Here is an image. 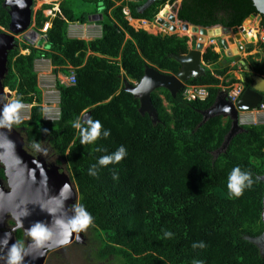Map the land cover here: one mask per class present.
Segmentation results:
<instances>
[{
  "label": "trees",
  "instance_id": "1",
  "mask_svg": "<svg viewBox=\"0 0 264 264\" xmlns=\"http://www.w3.org/2000/svg\"><path fill=\"white\" fill-rule=\"evenodd\" d=\"M66 1L58 2L44 32L41 29L51 18L44 10L52 5L43 3L35 11L32 7L31 23L45 42L41 46L16 39L3 85L15 92V98L33 105L29 119L14 126L24 137L25 149L38 155L30 147L36 140L47 149V156H42L49 162L66 164L78 192L77 205L83 204L93 216L86 229L96 242L95 257L113 256L115 264H264V123L242 125L244 129L218 152L231 120L215 115L203 121L202 114L218 91L240 81L230 72L236 65H220L223 53L207 48L202 55L205 73L187 84L206 85L209 96L187 101L182 91L173 98L168 90L157 88L151 93L159 119L155 123L140 113L139 99L124 90V79L138 82L147 65L177 73L180 64L170 54L187 53L189 37L136 29L123 8L128 7L132 18L154 21L166 3L176 0H81L91 7L80 15ZM3 3L0 0V32L8 30L10 22L9 8ZM94 13L102 14L96 21L101 36L68 35L69 23H87ZM252 13H258L252 0H181L177 17L195 26L220 25L227 31ZM260 28L264 31V15ZM187 31L190 27L183 30ZM257 46L258 53L245 57L250 70L240 67L244 89L251 87L252 76H264V42ZM40 57L50 61L56 76L68 75L70 68L75 73L73 84L56 80L60 115L54 121L43 116L35 69ZM86 111L101 122L102 130L111 131L108 138L80 143L79 130L72 124ZM120 145L126 147L127 156L119 164L98 167L96 176L88 175L100 156ZM98 147L105 151H96ZM236 166L250 171L254 181L239 198L230 197L227 190L228 174ZM0 178H4L2 166ZM165 232L173 235L167 238ZM22 233L18 230L17 236ZM201 241L205 248L192 247Z\"/></svg>",
  "mask_w": 264,
  "mask_h": 264
},
{
  "label": "water",
  "instance_id": "2",
  "mask_svg": "<svg viewBox=\"0 0 264 264\" xmlns=\"http://www.w3.org/2000/svg\"><path fill=\"white\" fill-rule=\"evenodd\" d=\"M252 1L258 13L250 14L241 25L234 26L227 31L220 25L203 27L179 20L177 17L179 5L177 4L176 6L165 8L157 15L155 20L165 28L162 32L163 36L176 33V30L183 31L190 27L191 33L189 35L194 41V45L193 47L190 46L189 51L185 54H170L180 64L175 74L162 72L153 66L147 65L143 76L138 82H130L124 79V90L139 99V111L141 114H148L153 122H158V113L152 103L151 93L157 88H164L175 98L190 78L199 77L205 73L202 55L208 48L209 39H216L224 50L225 57L220 60V65L223 63L229 65L231 63L227 60L229 58L232 59V64L239 63L250 70L239 50V44H242L245 49L255 47L257 37L256 35L248 36L247 29L250 28L249 24L255 19V29L258 32L261 17L264 15V0ZM33 3L34 0H4L3 3L4 6L9 8L10 22L8 31L0 32V106L8 102L7 98L10 94L3 85V79L8 72V54L16 45L17 35L23 34L24 38L35 42L40 37V33L32 27L31 23ZM88 19L92 22L99 21L102 19V14L94 13ZM146 76L151 78L152 83L150 87L143 82V78ZM252 79L253 83L251 87L244 89L236 103L228 100L227 92L221 89L218 91L213 104L202 111L203 121L215 115L228 117L231 120L230 130L226 134L224 142L218 149V152L223 151L232 137L244 129L239 122V111L254 109L263 99L264 76L254 75ZM137 89H140V91L138 92ZM144 89H147V91ZM85 114L90 116V111H86L82 117ZM0 131L6 132L8 138L15 143L16 154L21 158L27 168L30 169L29 176L33 180H37L38 182L44 174L47 177L46 186L42 181L38 185L30 184L26 182L23 176H12L11 161L8 162L7 168L2 166L4 178H0V236L6 233L2 231V228L5 226V220L8 217L13 219V214L16 212L17 206L22 200L40 201L47 209H55L61 214H71L73 205L78 204V192L67 170L60 169V166L55 163H49L40 154L33 155L28 152L24 147V137L15 127L10 132L2 129ZM2 156L3 152H0V157ZM262 180L264 182V176ZM3 182L5 183L3 184ZM64 184L70 186L71 198L64 203L61 209L58 198L55 195L59 193ZM30 207L32 206L30 205ZM261 218L264 223V193L262 197ZM39 220L48 222L50 217L38 208L32 207V214L25 219L24 227L27 228L31 223ZM68 238L70 243H82L86 237L83 231H80L79 233L72 232ZM11 240H14L13 234ZM261 241L264 244V231L261 236ZM64 246L66 245L59 246L56 243H50L45 248L39 250L30 249L31 255L25 257V264H44L47 254Z\"/></svg>",
  "mask_w": 264,
  "mask_h": 264
},
{
  "label": "clouds",
  "instance_id": "3",
  "mask_svg": "<svg viewBox=\"0 0 264 264\" xmlns=\"http://www.w3.org/2000/svg\"><path fill=\"white\" fill-rule=\"evenodd\" d=\"M51 12L55 15L54 10H51ZM47 16L51 17L47 21L51 26V19L53 16H51V14ZM42 29L41 31H43ZM20 35L22 36V38L18 37ZM16 39L28 40L23 37V34L17 35ZM29 42L34 44L33 40ZM209 47L210 46H208V48ZM211 47L213 48V46ZM220 49L223 50L221 45ZM253 49L254 47L252 48V50ZM245 50L247 52L248 49L244 48V50L242 51L245 52ZM242 51L240 50V52ZM236 65H239V63H237ZM143 82L146 83L149 87L152 83L151 78L147 76L143 78ZM144 90L147 91V89ZM137 91L139 92L140 89H137ZM8 92L10 93L9 89ZM23 108L24 103L20 96L11 99L7 103H3L2 106H0V129L10 132L14 128V126L22 124L23 120L20 113ZM72 127L79 130V139L81 144H94L97 139L108 138L111 135V131L109 129L102 130V124L99 120H95L87 114L75 120L72 124ZM30 147L36 154L47 156V149L42 145L41 142L34 140L30 144ZM95 150L98 152L105 151L104 149L99 147ZM0 152H3V156L0 157V166H4L5 168H7L8 162L11 161V174L13 177L23 176L25 177L26 182L30 184L38 185L39 182L42 181L45 186L47 185V177L45 174L41 176L38 182L37 180H33L32 177L29 176L30 169L27 168L21 158L16 154L15 143L8 138V135L4 131H0ZM126 156V147L124 145H120L114 152L100 156L96 164H93L89 167L88 175L96 176L98 167H107L110 164H119L120 161L123 160ZM57 165L60 166V169H65L62 165ZM112 174L114 180L119 178L118 173L115 169L112 170ZM253 183L254 181L252 178V173L250 171H243L239 166H236L232 168L227 177L228 194L230 197L239 198L243 194L245 189H250L252 187ZM55 197L58 198L59 207L62 209L64 203L69 198H71L70 186L64 184L59 193L55 195ZM30 205L32 207L38 208L41 212L48 215L50 217V220L48 222L42 220L35 221L31 223L29 227L25 228L24 221L32 214V207H30ZM13 219L15 220V227L11 231L6 232L2 236H0V250L6 249L5 254L3 256H0V261H2L3 264H25V257L31 255L30 249L39 250L45 248L50 243H56L59 246L67 245L70 243L68 237L72 232L79 233L93 223V216L83 204L73 205L71 214H61L55 209H47L40 201L33 200H22L18 204L16 212L13 214ZM21 229L27 237V243L23 239H17L10 244L9 241L12 239V231ZM164 235L165 237L170 238L173 234L171 232H165ZM192 247L203 249L206 247V245L203 241H201L197 244H193ZM193 264H203V262L194 261Z\"/></svg>",
  "mask_w": 264,
  "mask_h": 264
},
{
  "label": "built area",
  "instance_id": "4",
  "mask_svg": "<svg viewBox=\"0 0 264 264\" xmlns=\"http://www.w3.org/2000/svg\"><path fill=\"white\" fill-rule=\"evenodd\" d=\"M49 12H50L49 14L53 15V13L51 11H49ZM123 13L127 17L128 21L132 19L131 15H130V11H129L127 6H125L123 8ZM138 22L141 24L140 26H145L149 23V21L146 19H139ZM49 26H50L49 22L45 23L42 30L46 31V29ZM96 26L99 27V34L96 36H93L91 38L101 36V33H102L101 26L99 24H97L96 22H93L92 24H88L87 27H89L90 29L93 30V29H95ZM82 27H83V24H80V23L78 24L77 22H73L71 25L68 26V35L70 37L81 38L80 35L83 33ZM91 38H88V39H91ZM81 39H83V38H81ZM208 46H210V47L213 46V49L216 50L214 47V46H216V43L214 40L210 39L208 42ZM239 48L241 51L244 50V47L242 44H239ZM40 58H45V57H40ZM40 58H38V59H40ZM35 64H36V62H35ZM41 69L42 68H40V71H39L38 85L42 90L43 89L45 90V88H46V90H45L46 94L44 96L45 99L43 98V95H42V103H41V106L43 108V116L47 120L54 121V120L59 119V115H60V112H59L60 111V109H59L60 97H59V91L56 88V80L59 79L60 83H63L66 85L73 84V83H75V73H74L73 69L70 68L71 70H70L68 75H60L58 77V75L56 76L54 74L56 76V79L54 80L55 81L54 87H50V86L46 85L45 83L49 82V80H51V79H50V77L46 76L45 71L43 73V70H41ZM43 81H45V82L43 84H40ZM40 85H42V87ZM222 89L227 92V99L233 103H236V101L238 100V98L240 97L242 92L244 91V84H243V81L237 82V83H234L233 85H231L227 88L223 87ZM53 91L56 92L57 95L55 98H57V99H55L53 94L51 93ZM181 91H182V96L187 101L205 100L209 96L208 87L206 85H202V84H187L186 83L184 85V87L181 89ZM51 97H52V101L50 100ZM23 103H24V108L21 110V113H23L24 116H21V117H22V119H29L31 107L33 105L30 103H25V102H23ZM49 103H54V106L51 108L50 106H48ZM55 106H57L56 107L57 110L54 109ZM239 122L242 125L264 123V100L261 101L259 103V105L254 109L239 111Z\"/></svg>",
  "mask_w": 264,
  "mask_h": 264
},
{
  "label": "rangeland",
  "instance_id": "5",
  "mask_svg": "<svg viewBox=\"0 0 264 264\" xmlns=\"http://www.w3.org/2000/svg\"><path fill=\"white\" fill-rule=\"evenodd\" d=\"M56 1L37 0L33 9L35 11L41 6L42 3H47V4L52 5V8L45 9L44 13L50 9L55 10L58 7V1L59 0H56ZM177 1H180V0H176V3H177ZM66 3L74 11L75 15H80L84 9L91 7L90 4L82 2L81 0H67ZM176 3L175 4L166 3L164 5V7L159 11V13L161 11H163L165 8H170L174 5L176 6ZM154 22H156V21H154ZM92 23L93 22L89 21V19H88V22L86 24H83V27H82L83 33L80 35L81 38L88 39V38H91V37L99 34V27L98 26H96L95 29H93V30L90 29L89 27H87L88 24H92ZM71 24H72V22L69 23L68 26ZM164 30H165V28L163 29V31ZM176 31H177L176 33H178L180 35L188 34V33L182 32L180 30H176ZM18 37L22 38L21 35ZM263 39H264V36H262V32H260V31H259V33L257 32V43H258V41H262ZM19 41H23V40H19ZM44 42H45L44 38H43L42 34H40V37L38 38V40L36 42L34 41V44H36V45L39 44L42 46L44 44ZM217 44L220 45L219 43H217ZM256 48H258L257 45H256ZM21 52L24 53V52H27V50L21 49ZM243 56L246 57L245 52L243 53ZM35 62H36L35 68H36V71L38 73V77H39L40 68H42L41 70H43V73L45 71V73H46L45 75L50 77V79H51V80H49V82H47L45 84L50 86V87H54V82H55L54 80L56 79V76L53 73V69H52L53 67L50 65V61H48L45 58H40V59L37 58ZM60 75L61 74H59L58 77ZM44 82L45 81L41 82L40 84H43ZM40 86L42 87V85H40ZM6 90L8 92L7 87H6ZM45 90H46V88H45ZM45 90L44 89L42 90L43 91L42 92L43 98L46 94ZM51 93L53 94V96L55 98L57 95L56 92L53 91ZM14 98H15V92L10 91V94H9V97L7 98V100L10 101L11 99H14ZM55 99H57V98H55ZM50 100L52 101V97L50 98ZM48 106H50L52 108L54 106V103H49ZM56 107L57 106L54 107L55 110H57ZM20 114H21V116H24L23 113H20ZM65 165L66 164L64 162H62V166L67 170ZM85 230L86 231L84 232V235L86 238L82 243L72 242V243L64 246L63 248H60V249L55 250V251H51L49 254H47V257L45 259L44 264H115V260H114L113 256H110V257L103 259V260H98L95 257L94 252L96 250V248H95L96 242L93 241V238L91 236L90 231H88L87 229H85ZM261 244L264 246L263 243H261Z\"/></svg>",
  "mask_w": 264,
  "mask_h": 264
},
{
  "label": "crops",
  "instance_id": "6",
  "mask_svg": "<svg viewBox=\"0 0 264 264\" xmlns=\"http://www.w3.org/2000/svg\"><path fill=\"white\" fill-rule=\"evenodd\" d=\"M51 1H53V0H51ZM54 1H56V0H54ZM61 0H59L58 2H60ZM181 1V0H180ZM180 1H177V5H179L180 4ZM43 4V3H42ZM41 4V5H42ZM174 4V3H173ZM58 6H59V3H58ZM41 7V6H40ZM39 7V8H40ZM57 9H58V7L54 10V11H57ZM51 11V10H50ZM48 13H50L49 12V10L47 11ZM47 12H45V15H49ZM47 13V14H46ZM159 14V13H158ZM51 16H54V14L53 15H51ZM157 17V16H156ZM138 20L139 19H136V18H132L131 20H129V23L134 27V28H136V29H139V28H143V29H145V30H147L148 32H150V33H153V34H158V33H162L163 32V25L162 24H160V23H158L157 21L156 22H154V21H149V23L147 24V25H145V26H140L141 24L138 22ZM255 25H256V20L254 19L253 21H252V23H250L249 24V26H250V28L249 29H247L248 30V33H247V35L248 36H252V29L253 30H255L256 31V29H255ZM217 26V25H216ZM259 31L260 32H262V36H264V31L259 27ZM259 31H258V33H259ZM183 32V31H182ZM185 33H188V34H186V35H188V37H189V41H188V43H189V48H190V46L191 47H193V45H194V41L192 40V38L190 37V31H187V32H185ZM256 35V37H257V33L255 32L254 33V36ZM210 40V39H209ZM212 40H214V39H212ZM215 41V43L217 42V40L215 39L214 40ZM263 42H264V39L262 40ZM218 43V42H217ZM216 43V46H214L215 48H216V52H224V50H221L220 49V45H218ZM256 45H257V43H256ZM256 45H255V47H254V49L252 50V51H250V52H246V50H245V53H247L246 55H248V54H255V53H258L259 52V49L258 48H256ZM244 52L242 51L241 52V54H243ZM223 57L221 58V59H223L225 56H224V53H223V55H222ZM227 60L228 61H230L231 63L229 64V66L232 68V67H234V65H236L237 63H233L232 64V59H229V58H227ZM242 66V65H241ZM240 64L239 65H236V69L235 70H230V72L237 78V79H239L240 81L239 82H241V81H243V76H242V73H241V69H240ZM62 75V74H61ZM252 85V84H251ZM225 118H228V117H225ZM241 132V131H240ZM229 144V143H228ZM228 146V145H227ZM226 149V148H225ZM224 149V150H225ZM223 150V151H224Z\"/></svg>",
  "mask_w": 264,
  "mask_h": 264
},
{
  "label": "flooded vegetation",
  "instance_id": "7",
  "mask_svg": "<svg viewBox=\"0 0 264 264\" xmlns=\"http://www.w3.org/2000/svg\"><path fill=\"white\" fill-rule=\"evenodd\" d=\"M174 4H175V3H174ZM6 7H7V6H6ZM4 31H8V30H4ZM4 183H5V182H3V184H4ZM14 227H15V221H14L11 217H8L7 220H5V226L2 228V231H3V232H9V231H11ZM17 233H18V230H16V231H12V234L14 235V240L9 241V243L11 244L12 242H14V241L17 240V239H23V240H25V242L27 243V237L25 236V234L22 233V237L19 238V237L17 236ZM0 234H1V232H0ZM2 234H3V233H2ZM5 252H6V249H2V250H0V256H3V255L5 254ZM0 264H3V262L0 261Z\"/></svg>",
  "mask_w": 264,
  "mask_h": 264
},
{
  "label": "bare ground",
  "instance_id": "8",
  "mask_svg": "<svg viewBox=\"0 0 264 264\" xmlns=\"http://www.w3.org/2000/svg\"><path fill=\"white\" fill-rule=\"evenodd\" d=\"M188 28H189V27H188ZM255 32H256V31L252 29V36H254V33H255ZM250 36H251V35H250Z\"/></svg>",
  "mask_w": 264,
  "mask_h": 264
}]
</instances>
